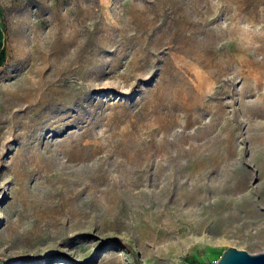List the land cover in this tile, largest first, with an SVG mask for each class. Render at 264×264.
I'll use <instances>...</instances> for the list:
<instances>
[{"label": "rangeland", "instance_id": "374dc122", "mask_svg": "<svg viewBox=\"0 0 264 264\" xmlns=\"http://www.w3.org/2000/svg\"><path fill=\"white\" fill-rule=\"evenodd\" d=\"M264 253V0H0V264Z\"/></svg>", "mask_w": 264, "mask_h": 264}, {"label": "water", "instance_id": "95a60500", "mask_svg": "<svg viewBox=\"0 0 264 264\" xmlns=\"http://www.w3.org/2000/svg\"><path fill=\"white\" fill-rule=\"evenodd\" d=\"M217 264H264V253L252 255L243 250L229 248L224 251Z\"/></svg>", "mask_w": 264, "mask_h": 264}]
</instances>
